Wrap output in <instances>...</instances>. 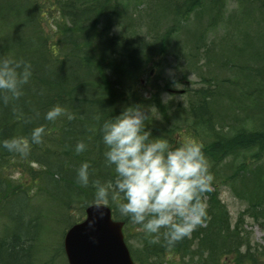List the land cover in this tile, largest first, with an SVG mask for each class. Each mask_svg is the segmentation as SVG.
<instances>
[{"label":"trees","instance_id":"trees-1","mask_svg":"<svg viewBox=\"0 0 264 264\" xmlns=\"http://www.w3.org/2000/svg\"><path fill=\"white\" fill-rule=\"evenodd\" d=\"M248 1L264 6V0ZM224 2L209 0L206 30L221 23ZM200 6L201 0H184L172 13L184 18ZM121 7L120 0H0V56L23 59L32 71L23 85V95L7 103L0 100V140L16 137L30 141L33 128L45 127L42 142H29L24 156L0 149V264H67L63 236L84 218L87 207L96 204L93 189L76 181V169L80 162L88 161L90 180L103 181L113 175L104 165L100 123L129 106H139L143 112L153 108L164 115L160 96L170 88L157 81L148 85L144 76H149L146 70L150 64L167 52L175 27L149 39H143L142 34L114 35L110 32L112 20ZM252 55L250 63L243 62L244 58L232 59L230 67L236 79L222 81L232 89V108L250 123L249 130L241 123L216 128L211 105L223 95L217 83L204 77H199V87L186 85L182 95L189 125L174 128L179 137L176 145L185 137L197 141L209 137L206 146L199 142L214 178L219 173L218 163L228 157L241 159L230 172L220 171L221 183L234 191L238 174L251 167L246 160L256 161L247 180L255 193L248 199V210L264 221V169L257 161L264 153V54L257 50ZM240 75L250 81L247 89L239 81ZM147 91L152 92L149 97L144 95ZM57 104L73 118L62 115L55 121L45 120L44 114ZM145 126L173 145L169 126L150 120H145ZM226 130L233 132L231 137L219 133ZM77 141L86 144L79 154L74 151ZM214 180L213 187L218 182ZM107 206L112 219L123 222L125 243L138 264L125 229H142L120 217L115 202ZM219 206L215 199L210 201V209ZM151 237L144 238L141 245L150 264L168 255L176 258L182 250L178 242L169 247L164 239ZM226 252L228 256L231 251Z\"/></svg>","mask_w":264,"mask_h":264},{"label":"rangeland","instance_id":"rangeland-1","mask_svg":"<svg viewBox=\"0 0 264 264\" xmlns=\"http://www.w3.org/2000/svg\"><path fill=\"white\" fill-rule=\"evenodd\" d=\"M120 1L122 7L113 18L110 31L114 35L126 33L129 37H135L142 34L143 39H149L161 35L169 27H175L167 52L150 64L146 70L150 74L144 76L148 85L157 81L161 86L167 84L170 88L165 89L160 96L164 107L163 116L153 108L144 113L146 120L169 126L172 146H177L176 138L179 139L174 127L189 125L186 98L182 93L186 85L199 87V77L217 83L219 93L223 95L218 96L211 105L212 122L216 128L241 123L246 130L250 129V123L242 119L240 111L232 108V89L222 81L236 79L234 69L230 67L232 59L244 58L243 62L250 63L252 53L259 50L264 54V6L260 2L254 4L248 0H225L221 23L212 30H206L210 20L209 0H201L200 8L184 18L172 13L173 8L180 6L184 0ZM258 31L263 39H259ZM245 78L240 75L239 81L247 89L250 81ZM151 93L147 91L144 95L149 97ZM219 133L228 137H231L229 133L233 134L227 130ZM199 141L206 146L211 140L207 137ZM240 160L239 157H228L218 163L219 173L215 172L214 182L222 177L221 170L230 172ZM246 161L251 167L247 173L238 174L239 177L234 181L235 191L219 179L215 187L211 186L203 194L208 219L196 227L190 236L177 241L182 244V250L176 258L168 255L151 264H264V221L258 218L257 212L248 210V199L255 193H252L253 187L247 184V180L251 176L249 172L256 169V165H253L256 161ZM257 161L258 166L264 169V153ZM213 199L220 204L218 210L210 209ZM164 231L160 230L158 240L164 239ZM125 233L129 236V246L138 257V264H150L141 253L143 239L149 235L133 227L125 229ZM155 235L152 234L151 238L154 239ZM226 251H231L228 256L224 255Z\"/></svg>","mask_w":264,"mask_h":264},{"label":"clouds","instance_id":"clouds-1","mask_svg":"<svg viewBox=\"0 0 264 264\" xmlns=\"http://www.w3.org/2000/svg\"><path fill=\"white\" fill-rule=\"evenodd\" d=\"M32 75L31 64L23 59L0 56V100L7 103L23 95V85ZM73 117L59 104L53 105L44 119L55 121L60 116ZM99 120V117H96ZM146 114L139 106L125 107L118 115L99 125L105 167L112 170L110 178L90 180V164L82 161L76 169L80 186L93 189V201L107 205L115 202L119 216L138 225L145 235L165 229L163 237L169 247L190 236L206 223L207 203L202 198L210 190L214 177L203 145L185 137L177 146L160 135H153L145 126ZM45 134L43 125L31 130L29 138L0 140V149L26 155L29 142L40 144ZM86 150L77 141L75 153Z\"/></svg>","mask_w":264,"mask_h":264},{"label":"water","instance_id":"water-1","mask_svg":"<svg viewBox=\"0 0 264 264\" xmlns=\"http://www.w3.org/2000/svg\"><path fill=\"white\" fill-rule=\"evenodd\" d=\"M122 227V222L112 220L107 206L94 204L86 208L83 221L64 235L67 264H134Z\"/></svg>","mask_w":264,"mask_h":264}]
</instances>
